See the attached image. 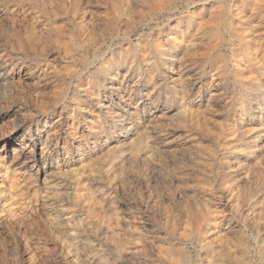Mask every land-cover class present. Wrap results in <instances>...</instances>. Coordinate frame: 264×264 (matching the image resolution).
<instances>
[{"label":"rangeland","instance_id":"1","mask_svg":"<svg viewBox=\"0 0 264 264\" xmlns=\"http://www.w3.org/2000/svg\"><path fill=\"white\" fill-rule=\"evenodd\" d=\"M0 165V264H264V0H0Z\"/></svg>","mask_w":264,"mask_h":264},{"label":"bare ground","instance_id":"2","mask_svg":"<svg viewBox=\"0 0 264 264\" xmlns=\"http://www.w3.org/2000/svg\"><path fill=\"white\" fill-rule=\"evenodd\" d=\"M8 2V1H7ZM26 2V1H25ZM24 2V3H25ZM233 4V3H232ZM23 11V10H22ZM229 15V14H228ZM223 24V23H222ZM225 25V24H224ZM207 26V25H206ZM205 26V27H206ZM55 30V29H54ZM188 38V37H187ZM29 41H32V40H29ZM27 43H29V42H27ZM31 44V43H30ZM182 44V43H181ZM32 45V44H31ZM25 51V50H24ZM101 54H102V52H101ZM205 55H207V54H205ZM193 58V57H192ZM211 58V57H210ZM8 63V62H7ZM197 78V77H196ZM13 144V143H12ZM29 148V147H28ZM20 148H18V147H14V150H15V153H20L21 152V150H19ZM28 150V149H27ZM18 157V156H17ZM12 165V164H11ZM1 166V165H0ZM6 166V165H5ZM8 177V176H7ZM7 181V180H6ZM12 182V181H11ZM16 218V217H15ZM20 218V217H19ZM14 221V220H13ZM16 222V221H15ZM1 253V252H0Z\"/></svg>","mask_w":264,"mask_h":264}]
</instances>
